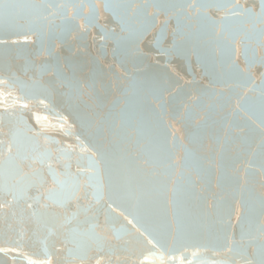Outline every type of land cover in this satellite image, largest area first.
<instances>
[{"label":"water","instance_id":"obj_1","mask_svg":"<svg viewBox=\"0 0 264 264\" xmlns=\"http://www.w3.org/2000/svg\"><path fill=\"white\" fill-rule=\"evenodd\" d=\"M0 264H264V0H0Z\"/></svg>","mask_w":264,"mask_h":264}]
</instances>
